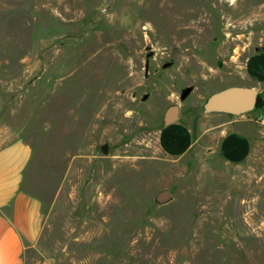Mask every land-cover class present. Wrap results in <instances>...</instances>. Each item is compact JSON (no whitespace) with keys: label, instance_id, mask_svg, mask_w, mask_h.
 <instances>
[{"label":"rangeland","instance_id":"1","mask_svg":"<svg viewBox=\"0 0 264 264\" xmlns=\"http://www.w3.org/2000/svg\"><path fill=\"white\" fill-rule=\"evenodd\" d=\"M256 53L264 0H0V144L20 135L32 150L36 257L264 264V104L244 114L258 136L241 163L215 147L219 129L198 136L218 123L205 99ZM171 127L190 132L179 154L160 142Z\"/></svg>","mask_w":264,"mask_h":264},{"label":"crops","instance_id":"2","mask_svg":"<svg viewBox=\"0 0 264 264\" xmlns=\"http://www.w3.org/2000/svg\"><path fill=\"white\" fill-rule=\"evenodd\" d=\"M243 66H235L244 68V72L230 86L254 87L260 91L258 83L264 81V54H254ZM247 115H204L212 116V120L216 118L218 123L198 136L219 129L215 147L227 162L241 163L250 156L258 136L254 119ZM188 135L189 131L171 127L160 135V142L166 151L179 154L189 144L185 138ZM31 157V147L20 135L12 134L0 144V264H50L35 253L42 230L40 201L23 187Z\"/></svg>","mask_w":264,"mask_h":264},{"label":"water","instance_id":"3","mask_svg":"<svg viewBox=\"0 0 264 264\" xmlns=\"http://www.w3.org/2000/svg\"><path fill=\"white\" fill-rule=\"evenodd\" d=\"M190 89H185L180 100L186 99ZM259 91L254 87L229 86L211 93L202 104L204 114H224L228 116H241L252 111L255 107ZM149 95L144 94L141 101L145 102ZM179 118V106H169L162 116V124L168 127ZM171 198L168 190L160 191L155 200L159 204L166 203Z\"/></svg>","mask_w":264,"mask_h":264},{"label":"trees","instance_id":"4","mask_svg":"<svg viewBox=\"0 0 264 264\" xmlns=\"http://www.w3.org/2000/svg\"><path fill=\"white\" fill-rule=\"evenodd\" d=\"M263 104H264V102L262 100L261 95L259 94L258 97H257V100H256V104H255L254 110L255 109H260L263 106Z\"/></svg>","mask_w":264,"mask_h":264},{"label":"built area","instance_id":"5","mask_svg":"<svg viewBox=\"0 0 264 264\" xmlns=\"http://www.w3.org/2000/svg\"><path fill=\"white\" fill-rule=\"evenodd\" d=\"M257 122L264 126V114L258 115Z\"/></svg>","mask_w":264,"mask_h":264},{"label":"flooded vegetation","instance_id":"6","mask_svg":"<svg viewBox=\"0 0 264 264\" xmlns=\"http://www.w3.org/2000/svg\"><path fill=\"white\" fill-rule=\"evenodd\" d=\"M181 101H183V100H181Z\"/></svg>","mask_w":264,"mask_h":264}]
</instances>
